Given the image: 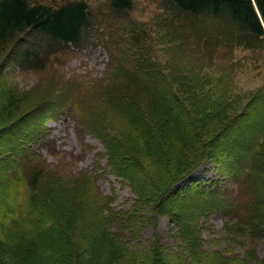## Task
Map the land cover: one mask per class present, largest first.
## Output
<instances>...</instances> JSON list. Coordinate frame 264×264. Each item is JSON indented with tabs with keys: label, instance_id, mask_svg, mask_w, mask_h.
I'll return each instance as SVG.
<instances>
[{
	"label": "trees",
	"instance_id": "16d2710c",
	"mask_svg": "<svg viewBox=\"0 0 264 264\" xmlns=\"http://www.w3.org/2000/svg\"><path fill=\"white\" fill-rule=\"evenodd\" d=\"M63 1L51 7L0 0V54L9 43L15 45L6 52V62L25 72L42 70L51 50L90 44L91 12L86 0ZM162 4L178 20L184 18L202 32L203 46L264 49V0H162ZM108 5L115 13H125L132 0H108ZM137 37L134 32L132 38ZM132 66L129 71L118 64L106 101L138 131L140 149L130 148L97 120L85 121L103 144L107 165L133 192L131 208L113 214L108 207L111 199L94 194V177L81 173L74 179L58 178L50 173L36 145L30 150L28 145L11 149L14 140L7 136L0 148L11 157L0 154V196L7 194L13 203L6 204L11 219L0 225V264H246L247 253L239 259L227 247L230 255L225 256L224 250H215V238L202 241L205 227L200 218L213 215L228 224L226 234L247 232L256 242L264 238V86L243 99L217 92L208 78L200 82L187 72L175 71L177 86L168 78L170 86L163 66L143 57H135ZM118 87L124 90L119 93ZM1 95L0 119L10 118L18 96L11 84L2 88ZM218 120L223 124L210 132L213 139L208 141L210 125ZM221 128L223 134L218 132ZM237 133L240 136L234 138ZM193 146L197 157L190 161L186 149ZM207 158L212 160L215 179L195 181L174 194ZM147 162L163 165L158 169L168 176V188L148 172ZM174 164L187 165L174 174ZM49 173L53 176L47 181ZM71 191L94 199V213L87 210L86 219L81 215L77 221L74 215L78 213L66 205H61L64 211H56L51 200ZM176 199L181 206L173 209ZM97 206L104 212L97 211ZM115 215L119 223L112 233ZM155 216H166L178 229L175 249L156 233ZM71 221L78 225L76 238L87 240L85 249L80 250L76 241L72 245ZM147 225L155 232L149 247L140 250L139 229ZM205 230L211 237V228Z\"/></svg>",
	"mask_w": 264,
	"mask_h": 264
},
{
	"label": "rangeland",
	"instance_id": "374dc122",
	"mask_svg": "<svg viewBox=\"0 0 264 264\" xmlns=\"http://www.w3.org/2000/svg\"><path fill=\"white\" fill-rule=\"evenodd\" d=\"M27 1L51 7H58L64 2ZM86 2L91 12L89 45L60 51L51 50L45 58L44 69L36 71L25 72L6 62L5 54L13 49V43H9V48L0 54V105L3 100L2 88L9 87V84L19 99L12 116L0 119V144H4L2 140L9 136V139L14 140L11 149L28 145L26 149L30 150L36 145L42 160L49 165L50 173H55L58 178L68 180L81 173L91 175L95 178L92 186L94 194L111 199L108 207L115 214L119 210L131 208L134 195L129 185L114 175L107 165L105 148L86 128L88 123L85 121L97 120L111 134L116 133L130 148L134 150L137 146L140 149L138 131L114 105L106 101V92L113 86L118 64L130 71L134 58L143 57L157 66H163V75L170 86L173 84L168 82V78L177 86L174 80L175 71L187 72L200 82L208 78L209 86L211 89H218L217 92H226L231 96L240 95L245 99L264 86V49L203 46L202 32L197 31L188 20L181 18L187 23L184 25L178 20V15L166 11L162 0H132L131 9L125 13L111 11L108 0ZM134 32H137V38H132ZM120 86L123 87V84ZM123 90L118 91L120 93ZM218 110L216 109V113ZM222 124L218 120L210 125L213 130L206 134L208 141L213 139L210 132H214ZM218 132L223 134L224 130L221 128ZM238 136L240 135L237 133L234 138ZM186 150L189 151L188 159L195 160L196 147ZM0 152L11 157L8 150L2 152L0 148ZM140 159L142 160L141 157ZM147 164L148 172L155 173L160 178L162 187L168 188V176L158 169L163 165L155 166L150 162ZM211 164L212 160L205 159L202 166L186 181L175 186L174 194L195 181H211L214 178ZM186 165L179 167L174 164V174L181 173ZM50 173L47 181L53 176ZM203 185L204 183L201 184ZM1 190L4 191V188ZM58 196L51 200L54 209L60 212L64 211L62 206H68L70 212L79 214L74 215L77 221L81 215L86 219L87 210L94 213L91 207L95 200L87 195L71 191ZM11 203L12 199L7 194L0 196V225L11 219V211L6 205ZM179 204L178 199L173 200V209L174 205L181 206ZM97 211L103 209L100 210L97 206ZM117 216L113 217L114 221L110 225L112 233L116 232V224L119 223ZM155 220V230L162 242L175 249L174 235L178 229L168 222L166 216H155ZM200 223L205 228H211V237L203 228L201 239L208 241L215 238V250H224V255L229 256L230 250L226 249L229 247L232 248V255L239 259L244 258L247 253L246 264H264V238L256 242L251 241L247 232L226 234L229 226L220 215L209 216L206 220L200 218ZM233 224L234 220L229 222L230 227ZM71 225L72 245L76 241L80 250L83 246L85 249L87 240L77 239L74 232L78 227L77 222L71 221ZM155 230L149 225L139 229L140 250L149 247ZM249 250L251 251L248 252Z\"/></svg>",
	"mask_w": 264,
	"mask_h": 264
}]
</instances>
